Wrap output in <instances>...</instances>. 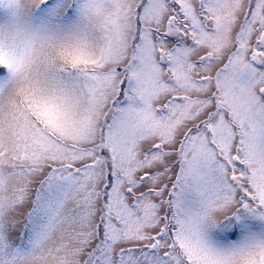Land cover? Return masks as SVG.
Masks as SVG:
<instances>
[{
    "label": "snow or ice",
    "instance_id": "6c2138e0",
    "mask_svg": "<svg viewBox=\"0 0 264 264\" xmlns=\"http://www.w3.org/2000/svg\"><path fill=\"white\" fill-rule=\"evenodd\" d=\"M0 264H264V0H0Z\"/></svg>",
    "mask_w": 264,
    "mask_h": 264
}]
</instances>
